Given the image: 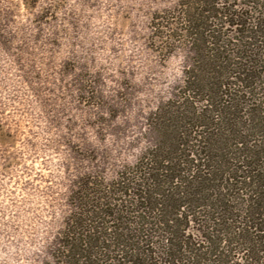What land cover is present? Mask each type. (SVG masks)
I'll use <instances>...</instances> for the list:
<instances>
[{"label":"rangeland","instance_id":"rangeland-1","mask_svg":"<svg viewBox=\"0 0 264 264\" xmlns=\"http://www.w3.org/2000/svg\"><path fill=\"white\" fill-rule=\"evenodd\" d=\"M178 2L0 0V264H60L83 178L110 181L158 142L152 115L197 63L167 28Z\"/></svg>","mask_w":264,"mask_h":264},{"label":"trees","instance_id":"trees-1","mask_svg":"<svg viewBox=\"0 0 264 264\" xmlns=\"http://www.w3.org/2000/svg\"><path fill=\"white\" fill-rule=\"evenodd\" d=\"M178 7L167 28L197 55L181 100L154 112L159 140L133 165L83 178L60 264H264V0Z\"/></svg>","mask_w":264,"mask_h":264}]
</instances>
